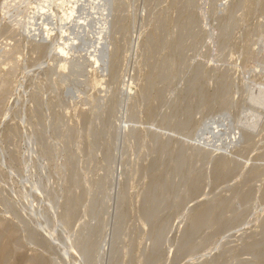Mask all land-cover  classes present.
<instances>
[{
	"label": "rangeland",
	"instance_id": "obj_1",
	"mask_svg": "<svg viewBox=\"0 0 264 264\" xmlns=\"http://www.w3.org/2000/svg\"><path fill=\"white\" fill-rule=\"evenodd\" d=\"M81 1L0 12L7 264H264V0Z\"/></svg>",
	"mask_w": 264,
	"mask_h": 264
},
{
	"label": "bare ground",
	"instance_id": "obj_2",
	"mask_svg": "<svg viewBox=\"0 0 264 264\" xmlns=\"http://www.w3.org/2000/svg\"><path fill=\"white\" fill-rule=\"evenodd\" d=\"M16 1V0H15ZM63 2H60V0H49V7L52 9V10H54V12H57V11H59V9H61V5H60V3H67L68 2V0H62ZM87 1H89V0H82L81 1V3H80V6H81V8H82V13H83V18L84 19H87V18H89V16H91V14L88 16L86 13H87V11L85 10L86 9V6H87V4H90L91 2H88V3H86ZM98 1V0H97ZM100 1V0H99ZM108 1H110V0H108ZM11 2H12V0H0V12L1 11H8L9 9H10V6H11ZM95 2V1H94ZM13 4V3H12ZM92 4V3H91ZM101 4V3H100ZM100 6V5H99ZM111 6V5H110ZM93 8H97L96 7V5H95V7L93 6ZM83 10H85V11H83ZM92 10V9H91ZM96 10H98V9H96ZM95 10V11H96ZM100 10V9H99ZM102 10V9H101ZM94 11V12H95ZM66 12V11H65ZM92 12V11H91ZM97 12H99V11H96V13ZM60 13L61 12H59V13H57V19H55V21H51L50 20V22L49 23H51L50 25H51V28H52V31L54 32V33H56L57 31H61L62 33H61V36L60 35H55L54 37H52V34H50V38H55V37H64L66 34L67 35H69V33L67 32V31H65L64 30V28H65V26L67 25L66 23L67 22H69V21H74L75 22V18H76V16H75V7H73L72 9H70V10H68L64 15L62 14V15H60ZM93 13V12H92ZM92 15H94L95 16V14H92ZM99 15V14H98ZM107 16V15H106ZM15 18V17H14ZM16 18H17V20L18 21H20V19H19V17L18 16H16ZM80 18H82V17H80ZM95 18H97V17H94V19ZM99 18V17H98ZM103 18V17H102ZM93 19V18H92ZM98 20V19H97ZM101 20V19H100ZM103 20V19H102ZM104 20H105V18H104ZM108 19H106V21H107ZM106 21H105V23H106ZM109 21H110V19H109ZM108 21V22H109ZM102 23V22H101ZM100 23V24H101ZM98 24V23H97ZM99 25V24H98ZM106 25V24H105ZM113 25V24H112ZM87 26V25H86ZM57 27H59L60 29H57ZM90 27V26H89ZM93 27H94V25H93ZM125 27V26H124ZM106 28H107V26H102V24H101V26L99 25V28H97L98 30L97 31H101V33H103V32H107V31H109L108 29L110 28V27H108V29L106 30ZM113 28H114V26H113ZM122 28V27H121ZM95 29V28H94ZM120 29V28H119ZM116 30V29H115ZM52 31H51V33H52ZM110 31H111V29H110ZM117 31V30H116ZM90 32V31H89ZM105 32V33H106ZM112 32V31H111ZM118 32V31H117ZM36 33H39V32H36ZM114 33V32H113ZM41 36V35H40ZM42 36H48L49 37V34H48V32H45V33H43V35ZM121 37V36H120ZM109 38V37H108ZM56 39V38H55ZM112 39V38H111ZM121 39V38H120ZM104 40V39H103ZM122 40V39H121ZM105 41V40H104ZM104 41H99V45L100 46H102V42H104ZM108 41V40H107ZM106 42V41H105ZM109 42V41H108ZM36 43H38V42H36ZM36 43H34L35 44V46H36ZM44 43V42H43ZM43 43H42V45H43ZM107 43V42H106ZM46 44V43H45ZM38 46H34L35 48H37L38 47V49L39 48H41L42 47V45L40 44V43H38L37 44ZM39 45H41V47L39 46ZM47 45V44H46ZM45 45V46H46ZM113 45V44H112ZM44 46V45H43ZM44 46V47H45ZM114 46H116V45H114ZM114 46H112V47H114ZM15 47V46H14ZM14 47H12V46H9V48L8 49H5V51L2 53V54H0V86H3V85H5V77H7L8 78V76H7V74L9 73V71L10 70H12V68L15 66V63H14V55H15V49H14ZM109 47V46H108ZM16 48V47H15ZM46 48V47H45ZM115 48V47H114ZM42 49H43V47H42ZM42 49H39V50H42ZM112 49V48H111ZM15 50V51H14ZM113 50H115V49H113ZM3 65H8L6 68L8 69H5V70H3V68H2V66ZM146 90V89H145ZM145 92V91H144ZM140 93H142V92H140ZM144 94V93H143ZM162 94V93H161ZM184 98V97H183ZM183 101H184V99H183ZM182 101V102H183ZM203 103V102H202ZM148 104V103H147ZM196 108V106L194 107V109ZM186 111V110H185ZM187 112H188V110H187ZM192 112V111H191ZM191 117V116H190ZM190 119V118H189ZM182 122V121H181ZM184 122H186V121H184ZM183 122V123H184ZM188 123H189V121H188ZM188 123H187V125H188ZM227 130V129H226ZM220 135V134H219ZM244 137V136H243ZM206 138V137H205ZM246 138V137H245ZM248 139V138H247ZM250 139V138H249ZM246 140V139H245ZM247 141V140H246ZM242 142H244V141H242ZM241 142V143H242ZM240 144V143H239ZM166 145H168V143L166 144ZM237 145V144H236ZM247 145V144H246ZM199 147H201V146H199ZM167 148V147H166ZM190 148V147H189ZM201 148H203V147H201ZM209 148V147H208ZM213 148V147H212ZM201 150V149H200ZM194 150H192V152H193ZM211 150H209V152H210ZM166 152V151H165ZM203 153V152H202ZM264 154V152L262 153V155ZM181 155V154H180ZM199 155V154H198ZM202 155V154H201ZM260 157H261V155H259ZM156 161V160H155ZM219 161V160H218ZM217 161V162H218ZM234 161V160H233ZM156 164V163H155ZM236 164H237V162H236ZM223 165V167H222V169H224V168H228L229 166H227L228 164L227 163H223L222 164ZM221 165V166H222ZM238 165V164H237ZM156 166V165H155ZM180 166V165H179ZM178 166V167H179ZM240 166V165H239ZM179 168H181V167H179ZM218 168V167H217ZM236 168V167H235ZM234 168V169H235ZM150 169V168H149ZM254 169V168H253ZM178 170H180V169H178ZM192 170H194V169H192ZM226 170V169H225ZM255 170H257V169H255ZM186 171H188V170H186ZM199 171V170H198ZM228 171V170H227ZM240 171V170H239ZM242 171V170H241ZM249 171V170H248ZM252 171V170H251ZM193 172V171H192ZM200 172V171H199ZM218 172H220V170L218 171ZM226 172V171H225ZM244 172V171H243ZM263 172V171H262ZM196 173V172H195ZM246 173V172H245ZM231 174V173H230ZM259 174H261L262 175V173H260V171L258 170V175ZM190 175V174H189ZM204 175V174H203ZM234 175V174H233ZM242 176V175H241ZM252 176V175H251ZM154 177V176H153ZM186 177V176H185ZM199 177V176H198ZM224 177V176H223ZM254 177V176H253ZM256 177V176H255ZM189 178V177H188ZM197 178V177H196ZM203 178H205V176H203ZM225 178V177H224ZM154 179V178H153ZM186 180H188L187 178H185ZM217 179H218V177H217ZM216 179V180H217ZM245 179V178H244ZM251 179V178H250ZM255 179V178H254ZM222 180V179H221ZM227 180V179H226ZM243 180V179H242ZM260 180V179H259ZM192 181H193V179H192ZM187 182V181H186ZM239 182H241V180L239 181ZM246 182H247V180H246ZM245 182V183H246ZM251 182H252V180H251ZM250 182V183H251ZM196 183H198V181L196 182ZM158 184V183H157ZM162 184V183H161ZM186 184V183H185ZM163 185V184H162ZM241 185H243V184H241ZM245 185V184H244ZM249 185V184H248ZM253 184H251V186H252ZM158 186V185H157ZM190 186V185H189ZM195 186V185H194ZM193 186V187H194ZM256 186V185H255ZM159 187V186H158ZM161 187V186H160ZM163 187L165 188V186H162V189H163ZM246 187H247V185H246ZM167 188V187H166ZM166 188H165V190L164 191H166ZM239 188V187H238ZM160 189V188H159ZM233 189V188H232ZM250 189H252V188H250ZM162 190V191H163ZM240 190H241V188H240ZM242 190L244 191V189L242 188ZM254 191V190H253ZM239 192V191H238ZM159 193H161V192H159ZM166 193V192H165ZM165 193H163V194H165ZM241 193V192H240ZM244 193V192H243ZM242 193V194H243ZM249 193V192H248ZM255 193V192H254ZM185 194H186V192H185ZM198 194V193H197ZM233 194V193H232ZM251 194V193H250ZM258 194V193H257ZM256 194V195H257ZM261 194V193H260ZM166 195V194H165ZM238 195V194H237ZM236 195V196H237ZM253 195H255V194H253ZM164 196V195H163ZM167 196V195H166ZM189 196V195H188ZM251 196H252V194H251ZM250 196V197H251ZM169 197V196H168ZM254 197V196H253ZM259 197H261V196H259ZM165 198V197H164ZM223 198V197H222ZM233 198H235V197H233ZM233 198H232V200H233ZM246 198V197H245ZM263 198V197H262ZM70 199V198H69ZM149 199V198H148ZM160 199H161V197H160ZM182 199V198H181ZM217 199V198H216ZM252 199V198H251ZM189 200V199H188ZM219 200V199H218ZM225 200V199H224ZM231 200V201H232ZM247 200V199H246ZM246 200H245V202H246ZM152 201V200H151ZM162 201H164V200H162ZM220 202H221V200H219ZM230 201V202H231ZM69 202H70V200H69ZM177 202V201H176ZM188 202V201H187ZM217 202V201H216ZM233 202V201H232ZM231 202V203H232ZM74 203V202H73ZM145 203V202H144ZM153 202H151V204H152ZM163 203V202H162ZM165 203V202H164ZM219 204V203H218ZM71 205V204H70ZM153 205V204H152ZM163 205V204H162ZM166 205V204H165ZM172 205V204H171ZM170 205V206H171ZM173 205H175V203L173 204ZM177 205V204H176ZM209 204H207V206H208ZM215 205V204H214ZM232 205H233V203H232ZM144 206V205H143ZM148 206V205H147ZM202 206V205H201ZM210 206H213V204L212 205H210ZM220 206V205H219ZM221 206H222V204H221ZM228 206H230L229 204H228ZM154 206H152V208H153ZM164 207V206H163ZM177 207H179V206H177ZM203 207V206H202ZM231 207V206H230ZM233 207V206H232ZM236 207V206H235ZM155 208H157V207H155ZM172 208V207H171ZM218 208H220V207H218ZM165 209V208H164ZM177 209V208H176ZM199 209H200V207H199ZM198 209V211L196 212V213H194L195 215L194 216H192V218L193 219H191L192 221L194 220V218L196 217L197 219H199V220H196L197 222L198 221H200V218L204 215H206V211H207V209H208V207H206V206H204L202 209H200L199 210ZM228 209H229V207H228ZM146 210H147V208H146ZM151 210V209H150ZM170 210V209H169ZM211 210H213V209H211ZM223 209H221L220 211H222ZM234 210L236 211V209L234 208ZM75 211V210H74ZM73 211V212H74ZM149 211V210H148ZM151 211H153V210H151ZM150 211V212H151ZM154 211H156V210H154ZM208 211H210V208L208 209ZM224 211H226L225 209H224ZM160 212V211H159ZM158 212V213H159ZM165 212V211H164ZM163 212V213H164ZM216 212V211H215ZM227 212V211H226ZM230 212H231V210H230ZM232 212H234V211H232ZM143 213V212H142ZM147 213V212H146ZM149 213V212H148ZM147 213V214H148ZM155 213V212H154ZM154 213H152V216H154L153 214ZM161 213V212H160ZM224 213V212H223ZM240 213V211L238 212V214ZM147 214H145V215H147ZM150 214V213H149ZM148 214V215H149ZM221 214H222V212H221ZM220 214V215H221ZM225 215H226V213H224ZM223 214V215H224ZM238 214H237V216H238ZM243 214V213H242ZM241 214V215H242ZM147 215V216H148ZM159 215V214H158ZM167 215V214H166ZM207 215H208V213H207ZM143 216H144V214H143ZM156 216H157V214H156ZM243 216V215H242ZM150 217V216H149ZM171 217V216H170ZM227 217V216H226ZM229 217V216H228ZM234 217H236V216H234ZM238 217H240V216H238ZM238 217H236V218H238ZM147 219H148V217H146ZM207 218H209V217H207ZM213 218V217H212ZM233 218V217H232ZM232 218H231V221H232ZM204 219V218H203ZM202 218H201V220H203ZM206 219V218H205ZM219 219V218H218ZM235 219V218H234ZM214 220H216V219H214ZM237 220V219H236ZM239 220V219H238ZM3 221V220H2ZM195 221V220H194ZM194 221L192 222V223H194ZM195 221V222H196ZM206 221V220H205ZM213 221V219L210 221V222H212ZM234 221V220H233ZM7 222V221H6ZM74 222V221H73ZM167 222V221H166ZM220 222V221H219ZM1 223V222H0ZM164 223V222H163ZM192 223H191V226H192ZM205 222H204V220H203V224H204ZM165 224V223H164ZM201 224H202V221H201ZM212 224V223H211ZM210 224V225H211ZM220 224V223H219ZM194 225V224H193ZM200 225V224H199ZM9 226V225H8ZM159 226V225H158ZM218 226V225H217ZM151 227H153V225L151 226ZM162 227V226H161ZM227 227V226H226ZM262 227H264V226H262ZM10 229H11V227H9ZM192 228V227H191ZM204 228V227H203ZM207 228V227H206ZM215 228V227H214ZM10 229H7V223L6 224H0V264H7V262H8V260L12 257L11 255V252H12V248H11V246H10V242H11V240L13 239V236L11 235V233H9L10 231H7V230H10ZM195 229V228H194ZM194 229H192V230H194ZM209 229V228H208ZM157 230V229H156ZM214 230V229H213ZM223 231V230H222ZM12 232V231H11ZM16 232V231H15ZM15 232H12V233H14L15 234ZM190 232H192V231H190ZM198 232V231H197ZM220 232V231H219ZM261 232H263V231H261ZM193 233V232H192ZM264 233V232H263ZM13 234V235H14ZM217 234V233H216ZM212 235V234H211ZM210 236V235H209ZM212 236H214V235H212ZM261 239V238H260ZM257 240H258V238H257ZM253 242V241H252ZM43 243V242H42ZM258 243H260V242H257V243H255V244H258ZM255 244L253 245V246H255ZM262 244V243H261ZM246 245V244H245ZM251 245V246H252ZM257 246V245H256ZM241 247H243V246H241ZM245 247V246H244ZM247 247V246H246ZM250 248V247H249ZM257 248V247H256ZM184 249V248H183ZM182 249V250H183ZM242 249H244V248H242ZM254 249V248H253ZM259 249V248H258ZM187 250V249H186ZM247 250V249H246ZM255 250V249H254ZM158 251V250H157ZM156 251V252H157ZM181 251V250H180ZM226 251V250H225ZM228 251V250H227ZM253 251V250H252ZM251 251V252H252ZM183 252V251H182ZM185 252V251H184ZM224 253V252H223ZM222 253V254H223ZM244 253H246V252H244ZM155 254V253H154ZM158 254H161L160 252L158 253ZM227 254H228V252H227ZM236 255V254H235ZM242 255H243V253H242ZM249 255V254H248ZM252 255V254H251ZM255 255V254H254ZM23 256V255H22ZM35 256V255H34ZM237 256V255H236ZM244 256V255H243ZM20 257V256H19ZM38 257V258H37ZM256 257V256H255ZM23 258V257H22ZM21 258V259H22ZM41 257H39L38 255H36V257H32V256H29V257H24L23 259H24V261L23 262H26V264L28 263V264H43L42 263V261H43V259H40ZM150 258V257H149ZM158 258V257H157ZM235 258H237V257H235ZM240 258V257H239ZM249 258V257H248ZM252 258V257H251ZM262 258V257H261ZM12 259V258H11ZM22 259V260H23ZM250 259V258H249ZM21 260V261H22ZM42 260V261H41ZM224 260H225V258H224ZM223 260V261H224ZM243 261H244V259H243ZM227 262V261H226ZM245 262V261H244ZM9 263V262H8ZM44 263H46V262H44ZM224 263V262H223ZM223 263H220V264H223ZM249 263H251V262H249ZM246 264H248V263H246Z\"/></svg>",
	"mask_w": 264,
	"mask_h": 264
}]
</instances>
